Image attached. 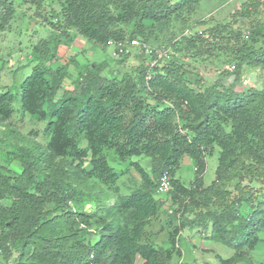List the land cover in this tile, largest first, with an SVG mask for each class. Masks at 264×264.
Segmentation results:
<instances>
[{
	"label": "trees",
	"instance_id": "obj_1",
	"mask_svg": "<svg viewBox=\"0 0 264 264\" xmlns=\"http://www.w3.org/2000/svg\"><path fill=\"white\" fill-rule=\"evenodd\" d=\"M22 2L36 8L53 35L33 47L31 72L18 92L14 85L0 91V123L5 122L0 150L20 167L12 174L0 165V200H10L0 204V264H136L138 257L141 264H201L180 259L179 234L189 224L206 228L208 221L210 238L233 249L231 256L219 257L220 264H252L249 254L264 230V201L244 216L238 206L250 204L248 191L238 183L239 196L227 203L224 186L235 177H264V90L237 91L235 81L224 85L222 78L202 86V78H192L175 56L121 77L112 70V77L102 75L109 64L93 62L74 89L58 98L68 61L54 68L52 63L59 45L76 35L107 48L110 41H156L157 31L171 28L175 36L165 47L195 59L236 61L232 71L219 72L226 76L242 64L264 67V47L256 46L264 41V19L251 23L248 33L216 22L187 36V29L210 20H193L200 0H59L60 8L49 14L43 11L45 0ZM243 5L239 16L255 13L257 4ZM14 11L13 0H0V34ZM15 100L22 116L27 112L47 121L44 144L10 141L26 137L9 125ZM106 149L120 160L149 157L148 168L138 159L130 163L140 176L131 193L123 194L117 185L121 176ZM215 149V180L204 187L206 157ZM184 157L194 166L189 186L176 176ZM164 172L170 177L165 197L174 207L167 216L177 221L168 248L146 241V228L165 201L158 197ZM87 198L91 205L85 208ZM200 207L199 218L190 221L188 214Z\"/></svg>",
	"mask_w": 264,
	"mask_h": 264
},
{
	"label": "rangeland",
	"instance_id": "obj_2",
	"mask_svg": "<svg viewBox=\"0 0 264 264\" xmlns=\"http://www.w3.org/2000/svg\"><path fill=\"white\" fill-rule=\"evenodd\" d=\"M14 1V14L9 22L6 30L0 34V91L6 90L12 85L16 86L13 90L15 93L18 92L20 84L26 75L31 72V66L33 63L30 62L33 53V47L44 38H50L53 35V30L50 25L45 23L40 16L35 14L36 8L34 6H28L23 4L22 0ZM243 2L257 4L256 11L253 14L247 16H239L236 12H241L246 6H242ZM60 8L59 0H45L43 11L46 14L53 13L51 9L58 10ZM211 15V16H210ZM204 17H209L210 20L207 25L196 24L191 29H187L184 33L189 36L192 33L201 32L210 26H213L216 22L230 23L235 29H241L243 33H248V28L251 23H255L258 20L264 19V0H200L196 12L192 15L194 21L200 20ZM193 21V22H194ZM157 28L161 29L162 25L158 24ZM159 36L156 41L147 42L152 47L160 48L165 47L170 37L175 36L171 28H163L161 31L156 32ZM74 43L72 50L66 52L65 48L61 47L59 53L64 55V60L68 62V72L63 82V86L58 92V98L63 95L65 91L73 90L78 80V74L84 73V71L92 65L93 62L97 63L99 59L107 62L109 66L114 65L116 67H107L102 71V75L112 77L111 70L113 72L118 71L117 74L121 77L124 73L135 75L141 65L149 63L150 57L142 54L136 56L135 49L132 54L123 60L121 58H115V47L101 48L97 44H92V41L85 40L82 36L76 35L70 44ZM66 44V43H64ZM69 43L66 46L70 45ZM167 46V45H166ZM257 47H264V41H259ZM70 47V46H69ZM71 52L75 53L76 59L72 60L69 58ZM79 53V54H78ZM91 53V59L89 54ZM95 53V54H94ZM98 53V54H97ZM111 55V56H110ZM177 56L185 65L188 71L192 72V78H202V86H208L213 82L222 78L224 85L232 84L234 81V87L237 91L248 90L254 88L257 90H264V67L261 65L242 64L239 68V72L219 75V72L228 65L232 68H236V61H226L224 56L218 59L204 58L195 59L194 57L182 56L174 52L171 49V53L166 58V61ZM114 58V59H113ZM63 60V59H62ZM63 60V61H64ZM91 60V63H90ZM56 62L52 63V67L60 62V57L57 55L55 58ZM223 61V62H221ZM164 62V61H163ZM62 63V62H60ZM225 64V65H223ZM236 75V79L234 76ZM246 79L248 84L243 85L242 81ZM14 116L10 120V128H15L26 137H21L20 140L10 138L12 143H25L26 140L32 139L41 144L45 143L44 129L47 121H37L32 119L29 113L25 112L24 117L21 115L20 103L18 100L13 102ZM47 108V105H45ZM8 123V122H7ZM5 122L0 123V132L4 129ZM3 149L4 147L1 146ZM0 150V165L9 169L12 174L18 173L20 167L16 161L8 162L3 153ZM104 154L110 160L111 166L114 167L117 173L121 176L117 185L123 194L131 193L140 181V176L133 169L130 168V163L138 159L142 165L146 168L150 167L151 162L149 157H132L120 160L117 158L113 150L106 149ZM219 152L217 149L214 150L213 154L206 157L207 165L203 175L204 187L210 186L215 180V170L218 163ZM119 159V160H118ZM84 161V166L88 167V161ZM177 178L186 185L189 186L194 178V166L188 157H184L181 160L180 166L176 172ZM240 183V189L248 191L250 198V204L242 203L238 206V210L244 215H248L251 210L256 209L258 204L264 201V177H245L239 181L238 177L228 181L224 186V189L229 191L227 197V203H230L234 197L239 196V188L236 186ZM158 197L165 199L163 202L162 210L157 216H155L151 223L146 228V241L151 242L155 246L169 247L170 234L177 225V221L170 222L168 219L167 212L171 207V201L165 197V192L160 193ZM113 196H110L108 203L113 202ZM9 199L0 200V204L8 205ZM85 208L91 205L89 198L83 201ZM213 207H216L213 205ZM202 212V208L194 210L188 214L190 221L198 219L197 213ZM197 211V212H195ZM211 223L208 221L207 227L204 228L201 224H195L191 226L187 225L180 234L179 245L181 247L182 259L185 263H201V264H220L219 257L227 258L233 253V249L224 245L222 242L210 238ZM179 234V235H180ZM190 235L189 239L187 236ZM260 238L259 243L255 249L250 252L252 257V264H264V230L258 231ZM177 256H174L173 260L176 261ZM141 258H137L136 264H141ZM4 263V260H0ZM239 264V263H238Z\"/></svg>",
	"mask_w": 264,
	"mask_h": 264
},
{
	"label": "built area",
	"instance_id": "obj_3",
	"mask_svg": "<svg viewBox=\"0 0 264 264\" xmlns=\"http://www.w3.org/2000/svg\"><path fill=\"white\" fill-rule=\"evenodd\" d=\"M111 43V41L109 42ZM113 43V42H112ZM131 45H136V46H142L143 50L145 52H147L149 55L153 56L156 55V58L154 60H152L151 64H155V62L157 61V59H160L161 57H163L165 54H166V50H153L151 47L147 46V45H141L140 42L137 40V39H132L130 41ZM116 46H117V52H116V55H122L124 53H127L128 49L127 47L125 46V43L123 42H118V43H115ZM228 69H232V67H227ZM243 84L246 85L248 84L247 80L245 79L243 81ZM160 181H159V186H158V191H159V194L160 193H163V192H167L170 188V177L169 175L164 172L161 176H160ZM169 212H171V209H169Z\"/></svg>",
	"mask_w": 264,
	"mask_h": 264
},
{
	"label": "clouds",
	"instance_id": "obj_4",
	"mask_svg": "<svg viewBox=\"0 0 264 264\" xmlns=\"http://www.w3.org/2000/svg\"><path fill=\"white\" fill-rule=\"evenodd\" d=\"M133 39H137V38H133ZM132 40V39H131ZM130 40V41H131ZM138 40V39H137ZM130 41H127V40H122V42L123 43H125V46L127 47V49H128V51H127V53H124V54H122V55H116V52H117V46H116V44L113 42L112 43V41H111V43H108L107 45L108 46H114L115 47V58H121V57H125V58H127L128 56H130L131 54H132V50L133 49H135L136 50V56H140V55H142V54H145L146 56L148 55L149 57H152L151 55H149L147 52H145L144 50H143V48H142V46H136V45H131V43H130ZM139 41V40H138ZM140 42V44L141 45H147V46H149V47H151L153 50H156V49H158V50H166V54L163 56V57H161L160 59L162 60V58L163 59H165V58H168V56L170 55V53H171V48L170 47H160V48H155V47H152L149 43H143V42H141V41H139ZM154 55V54H153ZM147 56V57H148ZM152 60H154V59H151L150 58V64H151V62H152ZM157 61H159V59H157ZM156 61V62H157ZM155 62V63H156ZM146 64H148V63H146ZM151 65H153V64H151ZM227 67H229L228 65L225 67V69H228ZM230 70V69H229ZM233 70V68L230 70V71H232ZM78 77L80 78V74H78ZM245 79H243V81H244ZM243 81H242V83H243ZM244 85V84H243ZM164 200V199H163Z\"/></svg>",
	"mask_w": 264,
	"mask_h": 264
},
{
	"label": "crops",
	"instance_id": "obj_5",
	"mask_svg": "<svg viewBox=\"0 0 264 264\" xmlns=\"http://www.w3.org/2000/svg\"><path fill=\"white\" fill-rule=\"evenodd\" d=\"M69 46H70V47H69ZM69 46H66V44L62 43V44H60L59 47H58V56L60 57V62H62V63H63V62L66 63L67 61L64 60V57H63L64 55L60 54L59 51H60L61 47H63V48H65L66 52H70V50H72V47L74 46V43L70 44ZM109 47H111V46H108L107 48H109ZM132 52H133V51H132ZM135 52H136V50H135ZM78 54H79V53H78ZM94 54H95V53H94ZM97 54H98V53H97ZM65 55H69V58H71L72 60L76 59V57H77V56L75 55V53H73V52H71L70 54H66V53H65ZM91 56H92V55H91V53H90V54H89V58H90V59H91ZM110 56H111V55H110ZM62 59H63L64 61H63ZM113 59H114V58H113ZM99 61H103V60L99 59ZM68 62H69V61H68ZM90 63H91V60H90ZM109 67H112V68H113V67H116V66L111 65V66H109ZM184 229H186V228H184ZM184 229H183V230H184ZM183 230H182V231H183ZM182 231H181V232H182ZM181 232H180V233H181ZM179 236L181 237V234H180ZM180 237H179V238H180ZM189 237H190V235L187 236V239H189ZM179 247H180V245H179ZM180 249H181V247H180ZM182 252H183V250H182ZM237 264H238V263H237ZM239 264H242V263H239Z\"/></svg>",
	"mask_w": 264,
	"mask_h": 264
}]
</instances>
